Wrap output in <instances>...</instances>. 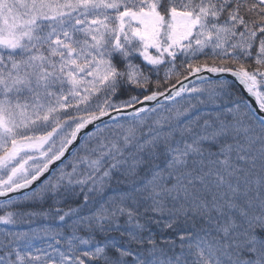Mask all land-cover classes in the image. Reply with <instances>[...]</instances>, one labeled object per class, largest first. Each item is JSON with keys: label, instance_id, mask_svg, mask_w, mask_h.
Segmentation results:
<instances>
[{"label": "snow or ice", "instance_id": "snow-or-ice-1", "mask_svg": "<svg viewBox=\"0 0 264 264\" xmlns=\"http://www.w3.org/2000/svg\"><path fill=\"white\" fill-rule=\"evenodd\" d=\"M0 264H264V0H0Z\"/></svg>", "mask_w": 264, "mask_h": 264}]
</instances>
